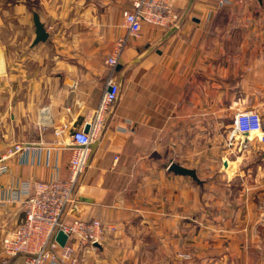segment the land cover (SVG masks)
<instances>
[{
    "label": "crops",
    "instance_id": "1",
    "mask_svg": "<svg viewBox=\"0 0 264 264\" xmlns=\"http://www.w3.org/2000/svg\"><path fill=\"white\" fill-rule=\"evenodd\" d=\"M0 5V155L24 147L0 160V264H26L1 246L23 187L68 176L69 134L108 79L117 98L61 219L115 230L77 264H264V0H179L169 24L141 23L113 67L128 0ZM242 108L258 111L260 134L235 130Z\"/></svg>",
    "mask_w": 264,
    "mask_h": 264
},
{
    "label": "built area",
    "instance_id": "2",
    "mask_svg": "<svg viewBox=\"0 0 264 264\" xmlns=\"http://www.w3.org/2000/svg\"><path fill=\"white\" fill-rule=\"evenodd\" d=\"M129 9L122 11L125 33L115 39L105 63L113 67L128 39L140 35L142 22L165 26L173 19V6L179 0H128ZM243 3L246 0H218V3ZM118 83L108 79L97 107L88 121V130L73 129L70 134L71 154L68 160V176L36 181L33 192L25 189L21 200L23 216L20 222L1 237L2 252L6 256L22 255L26 264H77L78 251L87 247L94 249L106 233L115 230L112 223H104L98 218H73L69 222L61 219L65 207L75 199L80 175L85 169L90 152V144L96 140L104 122L106 111L116 100ZM234 128L238 133L263 131L261 117L256 109L242 108L234 114ZM21 144H14L0 155L4 160L18 150ZM5 170L4 168L2 171ZM62 230L66 242L60 246L55 234ZM5 260H2V263Z\"/></svg>",
    "mask_w": 264,
    "mask_h": 264
},
{
    "label": "water",
    "instance_id": "3",
    "mask_svg": "<svg viewBox=\"0 0 264 264\" xmlns=\"http://www.w3.org/2000/svg\"><path fill=\"white\" fill-rule=\"evenodd\" d=\"M37 34H38V39H44L45 38V33L44 31L38 27L37 28ZM89 128L88 124L85 125V127L83 128L84 131H87ZM97 139L92 141L91 144H90V152H89V155H88V158H87V162H86V165L88 163V160H89V157L93 151V149L96 147L97 145ZM85 165V167H86ZM169 168L172 169L173 171L177 172V173H188V174H191L192 176H195V172L193 169H189V168H185V167H182L180 166L179 164L177 163H171L169 165ZM55 240L58 242V244L60 246H63L66 242V234L62 231V230H58L55 234Z\"/></svg>",
    "mask_w": 264,
    "mask_h": 264
},
{
    "label": "rangeland",
    "instance_id": "4",
    "mask_svg": "<svg viewBox=\"0 0 264 264\" xmlns=\"http://www.w3.org/2000/svg\"><path fill=\"white\" fill-rule=\"evenodd\" d=\"M4 3H5V0H4ZM1 7H3L2 5H0V8ZM20 29H22L23 28V26L21 25V24H19V26H18ZM5 29V28H4ZM4 42H5V38L4 39H2ZM12 47V46H11ZM15 47H17V45H15ZM6 51H7V46H6V49H5ZM12 50V49H11ZM209 167H207V169H208Z\"/></svg>",
    "mask_w": 264,
    "mask_h": 264
},
{
    "label": "bare ground",
    "instance_id": "5",
    "mask_svg": "<svg viewBox=\"0 0 264 264\" xmlns=\"http://www.w3.org/2000/svg\"><path fill=\"white\" fill-rule=\"evenodd\" d=\"M252 133H258V134H260L261 132L260 131H252V132H250V134H252Z\"/></svg>",
    "mask_w": 264,
    "mask_h": 264
}]
</instances>
